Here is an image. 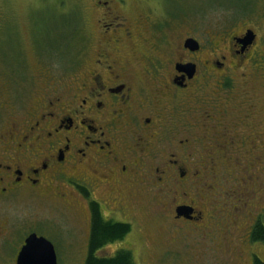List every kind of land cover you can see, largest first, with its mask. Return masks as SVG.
I'll use <instances>...</instances> for the list:
<instances>
[{"label":"flooded vegetation","instance_id":"flooded-vegetation-1","mask_svg":"<svg viewBox=\"0 0 264 264\" xmlns=\"http://www.w3.org/2000/svg\"><path fill=\"white\" fill-rule=\"evenodd\" d=\"M141 7V14L131 16L127 0L78 3L73 22L64 30L77 42L74 61H65L71 66L68 81H59V87H54L58 82L54 80L44 85L29 110L16 111L7 102L0 105V264H17L30 235L47 239L30 229L28 221L8 225L6 210L17 200L42 198L52 189L64 200L66 186L76 190L91 208L86 258L92 203L104 222L128 223L140 191H162L174 185L193 188L199 177L189 167L195 143L209 147L213 142L223 149L225 161L230 147L247 155V164L257 162L253 153L258 136L264 135L258 129L264 126V116L255 111L257 97L247 87L256 81L243 74L237 80L229 71L249 64L254 71L264 72V64L256 60L264 57V53L257 55L264 38L252 31L253 38L246 40L249 29L244 28L223 40L208 39L210 47L202 54V41L187 34L179 41V51L178 47L162 50L169 42L161 36L162 21L154 17L153 8ZM190 38L197 42L196 49L185 46ZM38 50L49 60L44 49ZM17 57L20 66L22 57ZM24 67L25 63L15 67L16 76L23 74ZM41 76L53 79L48 70H42ZM233 81L243 85L244 97L235 105L240 112L231 127L225 125V112ZM259 84L264 86L263 81ZM190 111H203L201 137L185 129L191 118L186 116L187 126L181 124L182 114ZM180 125L185 130L182 138ZM205 153L203 157L215 163L208 148ZM179 206L189 207L191 213L177 216ZM171 218L189 224L205 219L194 195L174 205ZM258 222L246 234L247 243L252 242L250 234ZM255 258L251 252L252 264Z\"/></svg>","mask_w":264,"mask_h":264},{"label":"rangeland","instance_id":"rangeland-1","mask_svg":"<svg viewBox=\"0 0 264 264\" xmlns=\"http://www.w3.org/2000/svg\"><path fill=\"white\" fill-rule=\"evenodd\" d=\"M127 1L131 16L141 14L142 5L144 9H154V17L162 21L161 36L169 40L162 50L178 47L181 38L187 34L202 41V54L210 47L208 39L223 40L244 28L256 32L260 40L264 38V0ZM80 2L84 0H0L1 106L7 102L16 111L29 110L44 91V85L48 86L54 80L58 81L54 87H59V81H68L71 66L67 67L65 61H74L77 42L64 30L73 22ZM258 45L257 55L264 53V44ZM38 49H44L49 60L43 59ZM17 54L22 57L20 66L25 63L20 76L15 74V67L20 68ZM256 60L264 64V57ZM42 70H48L53 79L41 76ZM241 74L256 81L247 87H251L252 94L257 97L255 111L264 116V86L259 84L264 82V72L254 71L249 64L229 71V75L237 80ZM212 81L206 86L209 90ZM235 82L231 93H221L227 94L230 109L225 112V125L231 127L240 112L235 105L244 97L241 94L243 85ZM202 112L190 111L180 117L185 121L181 123L183 126H187V117L192 119L190 127L185 129L199 137L204 132ZM182 125L178 128L179 138L184 137ZM258 129L264 134L263 125L260 124ZM258 141L253 153L258 156L257 162L251 165L246 163L247 155L238 153L237 148H226L225 161L221 154L223 149L216 148L213 142L209 147L206 143H195L193 162L189 166L199 176L194 180V187L174 185L162 191L158 188L140 191L138 202L129 213L133 217L128 219L130 231L122 239L104 244L97 255L111 257L118 250H128L134 264H252L251 252L263 260L264 244L252 239H249L252 240L250 243L246 241V234L255 222L259 220L264 226V135L258 136ZM205 148L215 157V163L203 157ZM63 191L64 200L58 198L53 189L42 198L17 200L6 210L8 225L28 221L30 229L45 236L52 244L56 264H84L91 208L76 190L66 186ZM191 195L196 197L206 220L201 219L195 224L172 221L174 205ZM206 215L213 218L207 219Z\"/></svg>","mask_w":264,"mask_h":264},{"label":"trees","instance_id":"trees-1","mask_svg":"<svg viewBox=\"0 0 264 264\" xmlns=\"http://www.w3.org/2000/svg\"><path fill=\"white\" fill-rule=\"evenodd\" d=\"M91 226L88 254L84 264H134L128 250H118L111 257L95 255V251L104 244L122 239L130 231L128 223L104 222L96 204L92 203ZM251 239L264 244V226L260 222L256 224L251 233ZM253 264H264V259L255 258Z\"/></svg>","mask_w":264,"mask_h":264},{"label":"water","instance_id":"water-1","mask_svg":"<svg viewBox=\"0 0 264 264\" xmlns=\"http://www.w3.org/2000/svg\"><path fill=\"white\" fill-rule=\"evenodd\" d=\"M246 40L253 38V33L248 30L245 35ZM185 46L190 49L197 48V42L193 39H187ZM188 69L191 70L189 66ZM191 210L187 206H179L176 208L177 216H188ZM17 264H56V255L52 244L45 238L30 235L25 240V245L18 254Z\"/></svg>","mask_w":264,"mask_h":264}]
</instances>
